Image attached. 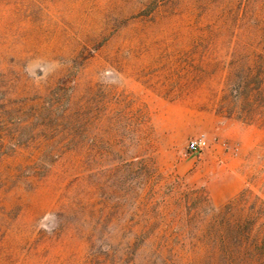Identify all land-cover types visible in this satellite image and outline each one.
I'll return each instance as SVG.
<instances>
[{
    "label": "rangeland",
    "instance_id": "obj_1",
    "mask_svg": "<svg viewBox=\"0 0 264 264\" xmlns=\"http://www.w3.org/2000/svg\"><path fill=\"white\" fill-rule=\"evenodd\" d=\"M0 264H264V0H0Z\"/></svg>",
    "mask_w": 264,
    "mask_h": 264
},
{
    "label": "built area",
    "instance_id": "obj_2",
    "mask_svg": "<svg viewBox=\"0 0 264 264\" xmlns=\"http://www.w3.org/2000/svg\"><path fill=\"white\" fill-rule=\"evenodd\" d=\"M208 140L205 135L201 134L192 138L187 145V151L190 154L199 155L208 147Z\"/></svg>",
    "mask_w": 264,
    "mask_h": 264
},
{
    "label": "crops",
    "instance_id": "obj_3",
    "mask_svg": "<svg viewBox=\"0 0 264 264\" xmlns=\"http://www.w3.org/2000/svg\"><path fill=\"white\" fill-rule=\"evenodd\" d=\"M213 177H215V176H213ZM220 177H221L222 179H224V178H225V173L223 172V173L221 174ZM238 192H239V189H237V190L235 191V193L232 194V196L237 195ZM229 195H230V194H228V193L226 192V190L223 189V190H220L218 193H216V195H212V200H213V202H218V203L224 204V203H226L227 200L230 198ZM232 196H231V197H232Z\"/></svg>",
    "mask_w": 264,
    "mask_h": 264
}]
</instances>
